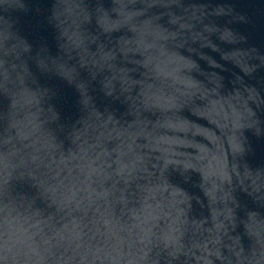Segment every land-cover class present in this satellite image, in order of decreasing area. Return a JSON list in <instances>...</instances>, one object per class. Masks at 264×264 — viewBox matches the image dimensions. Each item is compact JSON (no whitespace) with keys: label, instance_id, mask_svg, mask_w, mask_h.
<instances>
[{"label":"water","instance_id":"95a60500","mask_svg":"<svg viewBox=\"0 0 264 264\" xmlns=\"http://www.w3.org/2000/svg\"><path fill=\"white\" fill-rule=\"evenodd\" d=\"M0 264H264V0H0Z\"/></svg>","mask_w":264,"mask_h":264}]
</instances>
